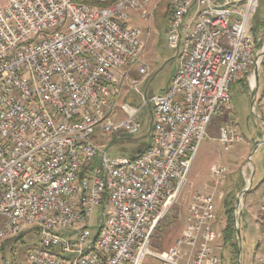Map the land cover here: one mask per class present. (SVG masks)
Wrapping results in <instances>:
<instances>
[{
    "label": "built area",
    "instance_id": "built-area-1",
    "mask_svg": "<svg viewBox=\"0 0 264 264\" xmlns=\"http://www.w3.org/2000/svg\"><path fill=\"white\" fill-rule=\"evenodd\" d=\"M110 1L0 0V251L34 230L38 243L26 254L28 264H55V257L63 264H143L147 256L156 264H222L207 186L191 194L183 234L160 252L149 245L212 118L230 107L234 72L249 55H257L249 76L259 69L262 54L250 34L258 0H166L167 42L182 69L176 88L153 97L139 91L148 66L142 31L128 25L135 19L149 26L145 0ZM228 1L236 9L219 14L217 5ZM204 2H214L215 11ZM192 6H201L198 20H191ZM179 42H188V53L178 51ZM131 94L140 95L139 105L128 102ZM252 104L254 113V98ZM144 108L150 145L131 158L102 150L99 141L139 132ZM242 141L236 126L220 127L224 151ZM209 170L213 188L222 185L228 169ZM247 171L252 176L248 160L241 168ZM245 181L247 191L251 179ZM243 193L233 213L237 264ZM97 207L101 238L90 243ZM87 245H96L93 255H85ZM253 264H264V252Z\"/></svg>",
    "mask_w": 264,
    "mask_h": 264
},
{
    "label": "rangeland",
    "instance_id": "rangeland-1",
    "mask_svg": "<svg viewBox=\"0 0 264 264\" xmlns=\"http://www.w3.org/2000/svg\"><path fill=\"white\" fill-rule=\"evenodd\" d=\"M1 2L5 3V0H1ZM166 4V0H163L161 4L157 0H147L144 6V16L148 18L149 26L135 19H132L128 24L142 31L143 59L148 66V75L143 85L139 87V91L146 97L161 95L168 88H171L174 75L180 66L176 49L167 42V21L163 18ZM154 11L157 14H154ZM261 24H264V0H258L256 12L251 20L252 32L255 34L259 32ZM248 76L249 73L245 72L238 79ZM256 76L258 87L254 94L242 83H236L231 89V114L236 119V124L243 138L242 143L234 144L228 151H224L217 140L219 125L223 119L222 115L225 116L228 113L224 111L222 115L212 118L207 127L205 138L193 155L186 181L178 200L167 211L154 231L149 245L151 252L166 250L183 234L187 224L189 198L193 192L202 190L203 185H205L208 188L207 192L214 193V229L219 238L216 241L217 245L223 242L222 230L226 222L224 204L229 203L230 205L228 208L232 211L233 237L230 244H224L219 252L222 264H237L238 249L234 240L233 213L238 196L241 195V190L246 189V179H251L250 186L247 191L242 190L244 192L242 204L237 217L239 252L241 255L240 264H253L255 256L264 252V140L262 141L264 139V126L257 121V118L264 121V57L260 60ZM131 77L138 79L136 73H132ZM253 98L256 103L254 113H252ZM128 102L139 105L140 95L131 94ZM117 116L121 117L122 115L117 112ZM139 121L141 129L136 134H115L112 141H106V139L99 141L102 150L111 157L125 158H131L143 152L152 142V132L149 131L150 116L148 108L142 110L139 115ZM253 133L258 135L256 140H252ZM258 143L260 145L256 147L255 145ZM247 160L250 162L252 176H250L251 172L247 171L245 176L241 172V168ZM219 163L228 168V173L223 184L213 188V177L209 167L212 164ZM243 178L244 183L242 182ZM100 213L101 207L94 209L92 220L94 236L98 233V230H96L98 220L96 219ZM1 225L2 219L0 218ZM37 243V233L34 230H30L19 237L17 236L16 242L10 241L4 246L3 250L1 246L0 252L4 264H28L26 254ZM143 264H156V262L147 256Z\"/></svg>",
    "mask_w": 264,
    "mask_h": 264
},
{
    "label": "bare ground",
    "instance_id": "bare-ground-1",
    "mask_svg": "<svg viewBox=\"0 0 264 264\" xmlns=\"http://www.w3.org/2000/svg\"><path fill=\"white\" fill-rule=\"evenodd\" d=\"M147 0H145V3ZM204 9L208 11H215V3L214 2H204ZM236 9V1H228L225 3H219L217 5V12L219 14H227V12ZM199 16H201V6H192L191 11V20H198ZM178 51L180 53H188V42H179ZM257 63V55H249L247 59V66H243L240 71L234 72V80H237L241 75L245 72L250 74V66H255ZM178 69H182V61H180V66ZM252 85L254 84L253 79ZM176 88V76L173 79L172 87ZM231 87H227V100H229V104L231 101ZM50 183H58V176H50ZM101 238V230H98V233L94 236L91 231L90 235V243H98ZM96 252V245H87L85 247V255H93ZM259 255H256L254 258V263H258ZM55 264H63V257H55Z\"/></svg>",
    "mask_w": 264,
    "mask_h": 264
},
{
    "label": "crops",
    "instance_id": "crops-1",
    "mask_svg": "<svg viewBox=\"0 0 264 264\" xmlns=\"http://www.w3.org/2000/svg\"><path fill=\"white\" fill-rule=\"evenodd\" d=\"M252 30H253V28H251V32H250V34H251V36L253 37V39L255 40V47H256V50H257V52L259 53V54H262V58L264 57V24H261V26H260V31L259 32H257L256 34L255 33H253L252 32ZM251 79H253V82H254V84L252 85V80ZM236 83H242L243 85H245V86H247L248 87V90L250 91V92H252L253 94L256 92V90H257V84H258V79H257V76H256V74H254V75H251V76H248L247 78H240V79H238L233 85H235ZM233 85L231 86V89H232V87H233ZM248 91V92H249ZM231 94V93H230ZM256 106V105H255ZM226 112L228 113L227 115H222V121H221V123H220V125H219V128L220 127H222V126H224L225 124H231V125H234V126H236V128H237V130H238V132H239V129H238V126H237V124H236V119L234 118V116L231 114V112H232V106H231V103H230V107H229V109L228 110H226ZM239 134H240V132H239ZM241 135V134H240ZM258 138V135L257 134H255V133H253L252 134V140H256ZM243 139V138H242ZM261 140V139H260ZM264 139H262V141H263ZM249 144V143H248ZM248 144H247V146H248ZM258 144H260V143H258ZM257 144V145H258ZM257 145H255V146H257ZM249 147V146H248ZM230 149V148H229ZM228 151V150H227ZM220 164V163H219ZM212 165H214V164H212ZM212 165H210V167L212 166ZM220 165H222V164H220ZM224 166V165H223ZM209 167V168H210ZM224 167H226V166H224ZM227 168V167H226ZM228 169V168H227ZM241 177V176H240ZM242 182L244 183V178H243V180H242ZM205 185H203V187H204ZM203 187H202V190H203ZM202 190H197V191H202ZM243 190V189H242ZM241 190V193H243V191ZM237 202V201H236ZM235 205H236V203H235ZM214 224H215V222L213 223V226H214ZM218 237H217V241H218ZM225 243H224V241L220 244V245H224Z\"/></svg>",
    "mask_w": 264,
    "mask_h": 264
},
{
    "label": "trees",
    "instance_id": "trees-1",
    "mask_svg": "<svg viewBox=\"0 0 264 264\" xmlns=\"http://www.w3.org/2000/svg\"><path fill=\"white\" fill-rule=\"evenodd\" d=\"M114 1L116 0H111L108 4L106 5H109L111 3H113ZM157 11V10H156ZM155 14H157L155 12ZM169 16H170V12H169V8H168V5H166V10H165V13L163 14V18L168 21L169 19ZM139 154V153H138ZM136 154V155H138ZM135 155V156H136ZM229 203L227 204H224V212H225V216H226V222H225V225H224V228L222 230V238H223V241L225 244H230L231 240H232V237H233V227H232V211L229 210ZM22 235V234H21ZM20 236V235H19ZM18 236V237H19ZM10 241H17V238H14L12 240H7L3 245H2V250L4 249V246L7 245L8 243H10Z\"/></svg>",
    "mask_w": 264,
    "mask_h": 264
}]
</instances>
